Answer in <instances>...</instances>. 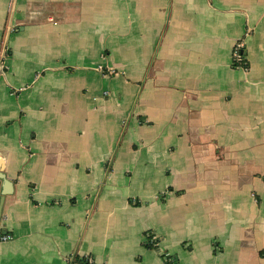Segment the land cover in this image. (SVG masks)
I'll return each mask as SVG.
<instances>
[{
    "label": "crops",
    "instance_id": "obj_1",
    "mask_svg": "<svg viewBox=\"0 0 264 264\" xmlns=\"http://www.w3.org/2000/svg\"><path fill=\"white\" fill-rule=\"evenodd\" d=\"M0 176V264H264V0H0Z\"/></svg>",
    "mask_w": 264,
    "mask_h": 264
},
{
    "label": "built area",
    "instance_id": "obj_2",
    "mask_svg": "<svg viewBox=\"0 0 264 264\" xmlns=\"http://www.w3.org/2000/svg\"><path fill=\"white\" fill-rule=\"evenodd\" d=\"M241 46H242V43L241 42H237L235 45H234V48L232 50V60L233 62H236L238 64H241V63H244V56L242 55L241 53ZM12 236L10 234H4L2 235V239H9L11 238ZM88 261L89 262H92L90 258H88Z\"/></svg>",
    "mask_w": 264,
    "mask_h": 264
},
{
    "label": "trees",
    "instance_id": "obj_3",
    "mask_svg": "<svg viewBox=\"0 0 264 264\" xmlns=\"http://www.w3.org/2000/svg\"><path fill=\"white\" fill-rule=\"evenodd\" d=\"M78 262H79L80 264H92V262H89V261H88V258H87V260H86V259H83V258H79V259H78Z\"/></svg>",
    "mask_w": 264,
    "mask_h": 264
},
{
    "label": "water",
    "instance_id": "obj_4",
    "mask_svg": "<svg viewBox=\"0 0 264 264\" xmlns=\"http://www.w3.org/2000/svg\"><path fill=\"white\" fill-rule=\"evenodd\" d=\"M3 180H4V178H3V176H0ZM2 196L0 197V209H1V203H2Z\"/></svg>",
    "mask_w": 264,
    "mask_h": 264
}]
</instances>
